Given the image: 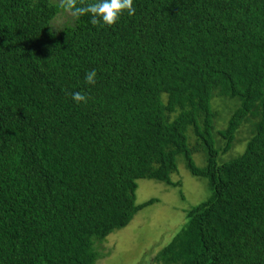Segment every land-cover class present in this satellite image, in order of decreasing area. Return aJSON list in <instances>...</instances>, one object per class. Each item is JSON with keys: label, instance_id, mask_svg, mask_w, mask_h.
<instances>
[{"label": "trees", "instance_id": "obj_1", "mask_svg": "<svg viewBox=\"0 0 264 264\" xmlns=\"http://www.w3.org/2000/svg\"><path fill=\"white\" fill-rule=\"evenodd\" d=\"M134 7L55 31L61 0H0V264H97L181 161L209 197L156 263L264 264V0Z\"/></svg>", "mask_w": 264, "mask_h": 264}, {"label": "rangeland", "instance_id": "obj_2", "mask_svg": "<svg viewBox=\"0 0 264 264\" xmlns=\"http://www.w3.org/2000/svg\"><path fill=\"white\" fill-rule=\"evenodd\" d=\"M69 21L70 14H60L53 22V29L59 31ZM241 147L238 144L236 149ZM195 161L200 164L202 158L196 155ZM179 170L173 180L183 182L180 188L153 180L138 181L136 203L141 205L152 199L157 202L141 210L126 228L107 238L102 245L104 258L97 264H157L156 254L187 223V211L209 197L205 180L193 177L182 161Z\"/></svg>", "mask_w": 264, "mask_h": 264}, {"label": "clouds", "instance_id": "obj_3", "mask_svg": "<svg viewBox=\"0 0 264 264\" xmlns=\"http://www.w3.org/2000/svg\"><path fill=\"white\" fill-rule=\"evenodd\" d=\"M61 8L69 13L75 20L88 16L93 25L102 23L111 26L117 23L126 11L129 16L135 14L134 0H61ZM95 69L85 72V82L94 86L97 82ZM73 102L87 103L88 96L83 92H72Z\"/></svg>", "mask_w": 264, "mask_h": 264}]
</instances>
